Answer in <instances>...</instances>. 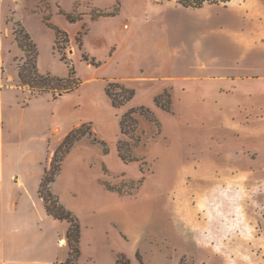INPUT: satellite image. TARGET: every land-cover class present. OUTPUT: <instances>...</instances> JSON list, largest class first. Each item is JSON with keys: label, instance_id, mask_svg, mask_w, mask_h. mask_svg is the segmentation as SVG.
<instances>
[{"label": "rangeland", "instance_id": "1", "mask_svg": "<svg viewBox=\"0 0 264 264\" xmlns=\"http://www.w3.org/2000/svg\"><path fill=\"white\" fill-rule=\"evenodd\" d=\"M134 1L132 7V0H5L7 8L3 11L10 10L9 23L17 17L23 19L37 44L40 72L68 78L74 68L75 78L81 83L75 92L57 100L51 93L38 95L28 88V92L7 96L15 105L17 122L25 114L34 124L33 130L23 129L24 142L32 145L23 164L33 169L42 167L40 163H45L50 152L62 143L65 131L90 126L92 135L76 143L65 156L52 185L61 204L79 219L80 264H116L121 255L139 264L137 253L144 264H264V114H256V107L243 109L240 102L235 106L234 101L227 103V111L225 96L221 101L216 98L219 105L215 103L210 109L211 98L203 94L209 93L208 82L212 80L201 74L163 77L162 84L173 97L171 113L155 105L152 95L159 83L135 84L137 96L115 109L105 88L116 79L113 75L124 71L126 55L110 62L108 53L95 50L94 37L104 33L101 24H95L86 45L97 58L89 56V62H85L81 56L92 21L103 19L111 26L113 17L122 15L127 21L119 23L124 24V31L130 29L128 19L138 5ZM150 1L153 5L180 4L178 0ZM42 15L46 20L55 16L70 24L64 31L68 43L57 39L55 45L56 35L43 23ZM154 17L180 20L174 8L155 12ZM11 27L12 23L7 34L3 33L6 39L0 45V65L4 80H16L14 85L19 87L18 65L24 53L11 35ZM141 33L142 62H152L154 70L169 58L162 45L179 50L186 58L180 59V64L191 59L183 44L157 21L144 26ZM114 50L112 47L110 55ZM62 56L66 61H61ZM186 68L173 71L185 73ZM164 72L171 73L172 69ZM202 80L207 83L200 86ZM125 84L134 87L131 82ZM254 90L264 101V83ZM142 106L154 112L157 122L136 112L139 143L134 145L121 134L120 121L126 112ZM56 125L58 135H53L51 129ZM44 135L51 140L42 142ZM95 138L107 142L109 153L93 142ZM120 141L132 145L131 154H125L133 161L120 158ZM36 175L34 171L30 178ZM63 224L69 228L68 223ZM68 251L58 248L53 258L66 260ZM47 262L48 258L42 264Z\"/></svg>", "mask_w": 264, "mask_h": 264}, {"label": "crops", "instance_id": "2", "mask_svg": "<svg viewBox=\"0 0 264 264\" xmlns=\"http://www.w3.org/2000/svg\"><path fill=\"white\" fill-rule=\"evenodd\" d=\"M134 2L138 4L135 7L137 13L134 12L133 17L128 19L130 21L128 31H124V24L119 23L122 19L124 23L127 21L122 15L114 16L115 22L111 26H107L103 19L91 22L84 41L86 51L80 50L82 58L84 54L88 58L89 56L97 58L95 54L89 53L86 41L90 37L93 26L101 24L104 33L94 37V48L108 53L110 62L122 59L126 55L124 71L113 76L109 74V76L116 78L114 82L125 86L126 82L134 84L131 89L136 91V96L135 84L159 83V88L152 95L155 99L158 95L169 91L165 89L161 81L165 75L173 74L184 77L188 74H201L210 76L212 80L208 82L209 93L203 94V97L211 98L210 109L213 110L215 103L219 105L216 98L221 101V98L225 96L224 107L227 111L230 108L229 104L234 103L236 106V103L240 102L243 109L245 106L250 109L256 107V114H264L263 96L259 97L254 90L262 88L264 83V0H230L226 4L205 5L200 9L171 4L172 2L168 5H153L150 0ZM141 5L144 6L142 13ZM4 8H7V3L5 0H0V45L4 43L6 37H3V33L7 34L10 25L8 21L10 10L4 12ZM170 8L177 10L180 16L179 21L154 17L155 12L168 11ZM62 16L68 19L69 15L63 13ZM17 19L30 33L27 24L22 22L23 19L20 20L18 17ZM41 20L47 27L51 28L49 26L51 25L63 32L67 31L68 25L70 26L66 20L55 18V16L52 20H46L42 15ZM151 21H157L159 26L166 30L172 38L183 44L191 58L187 63L185 62L186 64L179 63L180 59H186L180 55L179 50H170L171 47L166 45H162L165 54L169 55V58H165V64L157 65L154 70L152 62L146 64L142 62L139 46L140 38L143 35L141 31L144 26L151 24ZM64 22L67 26H64ZM69 22L74 24L73 21ZM51 29L56 35V45L57 34L53 28ZM106 31L112 32L106 34ZM10 33L13 35L12 27ZM112 47H115V50L110 55ZM174 58L178 59L175 63L173 62ZM181 66H187L185 73L173 71ZM168 69H172V72L165 73L164 71ZM105 72L106 70H104V74ZM3 74L5 72L0 65V264H42L46 258H48L47 264L60 263L65 259L60 260L53 257L58 248L69 250L68 246V250L66 249L68 227L63 224L64 222H59L48 215L39 195L42 177L46 169L50 168L52 156L60 144L50 152L45 163H40L42 167L33 169L34 166L23 164L25 155L30 152L32 146L24 142L23 129L33 130L34 124L28 122L25 114L19 116L17 122L15 105L7 100V96L13 93L28 92V90L26 87L14 85L16 80L13 83H8L9 80L5 81ZM182 79L185 80V78ZM198 83L201 86L202 83L207 82L202 80ZM213 88L217 90V93H214ZM180 90L182 94H185L184 88L181 87ZM199 90L202 91V87ZM174 91L175 88H172V92ZM229 96L233 100L230 98L228 100ZM227 103L229 104L227 105ZM22 111L25 112V107H22ZM244 111L248 112V110ZM213 115L216 116V119L220 118L214 113ZM56 127L57 125L51 129V134L58 135ZM70 132L67 130L62 134L60 143ZM50 140L49 136L44 135L42 142ZM34 171H37V175L30 178ZM58 229H61V232Z\"/></svg>", "mask_w": 264, "mask_h": 264}, {"label": "trees", "instance_id": "3", "mask_svg": "<svg viewBox=\"0 0 264 264\" xmlns=\"http://www.w3.org/2000/svg\"><path fill=\"white\" fill-rule=\"evenodd\" d=\"M178 2L184 7L193 9H200L205 5L203 0H178ZM67 17L70 19L69 16ZM10 23L13 25V37L15 42L17 43L19 49L24 53L22 64L18 65V78L21 87H26L31 92H36L38 95L51 93L54 100L65 94H70L79 88L81 83L77 78H75L76 72L74 68L69 70L68 78L41 74L38 69L39 50L31 34L24 27L21 21L12 19L10 20ZM49 26L56 31L58 41L61 42V40L64 39V42H69L68 35L65 32L58 28H54L51 25ZM83 59L89 62V58L85 54L83 55ZM61 60L63 62L66 61L63 56L61 57ZM91 64L96 65V63L92 61ZM105 93L115 109L124 107L136 96V91L134 89L128 88L118 82L108 83ZM154 102L156 107L162 109L164 112H172L173 100L169 91H165L163 94L158 95L154 99ZM138 111H140L142 115L146 116L152 122H157L154 112L145 106L138 109L133 108L126 112L120 121V131L122 135L128 136L134 142V145L139 143V137L136 134L138 129V120L135 118V114ZM84 129H86V131H84ZM88 135H92L91 128L90 126L86 127L85 124L80 128L72 130L54 152L50 162V168L46 169L41 180L39 195L44 203L46 212L55 220L59 222H66L69 225L66 234L69 248L67 259L63 262L55 264H80L81 227L79 219L73 212L69 211L61 204L59 197L52 191V185L55 183L57 176L61 172V166L65 156L70 153L76 143ZM93 142L101 144L104 148V152L106 154L109 153L106 142L99 141L97 138L93 139ZM131 147L132 145L129 142L120 141L118 143V153L122 160L126 162L134 160L133 157H128L125 154L126 151L131 154ZM136 257L139 264H144L139 253L136 254ZM116 264L132 263L126 256L121 255Z\"/></svg>", "mask_w": 264, "mask_h": 264}, {"label": "built area", "instance_id": "4", "mask_svg": "<svg viewBox=\"0 0 264 264\" xmlns=\"http://www.w3.org/2000/svg\"><path fill=\"white\" fill-rule=\"evenodd\" d=\"M230 0H203V2L206 4H226Z\"/></svg>", "mask_w": 264, "mask_h": 264}]
</instances>
